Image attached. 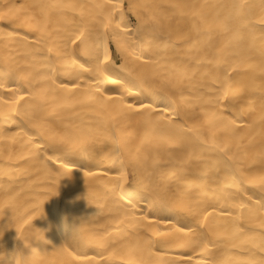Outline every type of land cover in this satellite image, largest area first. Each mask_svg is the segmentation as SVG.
Segmentation results:
<instances>
[{
	"label": "bare ground",
	"instance_id": "obj_1",
	"mask_svg": "<svg viewBox=\"0 0 264 264\" xmlns=\"http://www.w3.org/2000/svg\"><path fill=\"white\" fill-rule=\"evenodd\" d=\"M33 248L264 264V0H0V264Z\"/></svg>",
	"mask_w": 264,
	"mask_h": 264
},
{
	"label": "clouds",
	"instance_id": "obj_2",
	"mask_svg": "<svg viewBox=\"0 0 264 264\" xmlns=\"http://www.w3.org/2000/svg\"><path fill=\"white\" fill-rule=\"evenodd\" d=\"M29 231H30V234L26 235L24 237V240H20V241L23 242V245L25 247L30 248L31 247V243L33 241H39V242H43V243H47L48 242V241L45 240V232H44V230H40V229H37V228L34 227V228L30 229ZM24 241H27V243L25 244ZM34 250H35L34 248L31 249V254L27 255V256H25L22 252L14 254L13 258L19 256L20 264H30V258H31L32 253L34 252Z\"/></svg>",
	"mask_w": 264,
	"mask_h": 264
}]
</instances>
